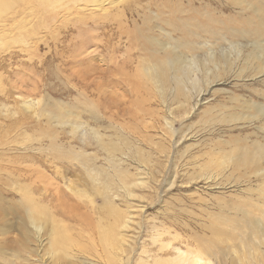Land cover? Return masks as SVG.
<instances>
[{
  "label": "rangeland",
  "instance_id": "1",
  "mask_svg": "<svg viewBox=\"0 0 264 264\" xmlns=\"http://www.w3.org/2000/svg\"><path fill=\"white\" fill-rule=\"evenodd\" d=\"M6 1L0 264H68L55 263L48 220L32 226L36 207L84 245L69 249L76 264H126L119 250L120 261L109 262L99 241V226L113 222L107 198L133 216L120 230L132 244L128 264H174L214 216L245 209L264 224V0ZM43 101L121 148L124 136L132 154L117 153L114 169L90 129L82 137L55 125ZM49 135L62 149L84 148L116 179L113 189L95 188L76 159L50 148ZM243 155L249 164L225 159ZM121 171L137 183L133 199L117 185Z\"/></svg>",
  "mask_w": 264,
  "mask_h": 264
},
{
  "label": "bare ground",
  "instance_id": "2",
  "mask_svg": "<svg viewBox=\"0 0 264 264\" xmlns=\"http://www.w3.org/2000/svg\"><path fill=\"white\" fill-rule=\"evenodd\" d=\"M12 1L14 2L23 1L22 3H26L24 0H12ZM92 1H94L93 3H95V4L92 3V6L95 5V6L101 7L105 0H92ZM112 1L118 2V3L124 2V4H126L128 0H112ZM5 3H7L6 0H0V6L5 5ZM1 19H0V22H1ZM159 72H158L159 75L164 74V72L161 70H159ZM159 75L153 74L152 77L150 76L153 79L154 83H156V85L159 84L158 83L160 80ZM176 83H177V86H179L177 80H176ZM177 94L179 95L178 92ZM182 95H184V93H182ZM183 97H187V96L184 95ZM161 98L163 99V97ZM64 110L65 109H63L61 106H58V105L54 106V104L51 101L49 102L45 101L44 107L41 109L43 113L48 112V114H46L47 119L51 120L55 125L56 124L58 126L60 125V127L68 126L69 129L73 133L77 135L80 134V136L82 137H86V136L89 137V135L85 133L87 129H90L89 123L84 122L82 120H78L77 119L78 115L76 114L72 115V113H70L69 110L68 111L66 110L64 111ZM89 111L91 112L93 117H96L94 110H89ZM166 123H167V127L170 128L172 125L171 122L167 121ZM90 133L92 134L91 137L93 136L96 138L97 140L96 144H98L99 147L102 150H104V152L106 153V155L104 156H107L110 163L114 166V167L112 166L114 169L115 167L118 166L119 161H120L119 158H116L115 160V156L117 153L121 154L123 152L125 153L126 151L128 155L132 154L131 145L128 144L127 139L124 136H121V139H123L121 143H125V145L123 148H121L120 147L121 144L118 145V143L105 141L104 134L100 132L99 128H91ZM48 137L50 139V144H49L50 148L56 151V153L59 156L71 155L73 159H76L81 164V166L84 168L88 179L91 181V183L94 185L95 188H98L96 187V184H99V185L101 184L103 189L107 190V192L108 190L111 191L113 189L111 188L112 184L116 182V181L114 182L113 180H116V179L112 176V174L105 171L102 167L101 168L98 167L95 164V160L93 161L94 157L86 153L84 148H81L78 151H74L73 149H62V147L59 146L56 142H53V139L55 137L54 135L52 136L49 135ZM0 144H1V141H0ZM225 159H228V162H233V163L235 162L236 165L249 164L245 162V159H246L245 155L241 157H237V158L235 157L236 160H234L233 156L232 157L228 156ZM122 173L123 171H121V173L117 175V177H119L118 179L119 183L118 184L116 183V184L118 185V187L121 188L123 195H126L130 199H133L134 197H136V193H134L133 187H135L137 183H134L135 180L133 181L132 177L129 174H126V173L122 174ZM114 193H116V191H114ZM104 205L106 207V211L109 213V216H112L113 222H111L107 227L102 226V225L99 226L98 231H99V241L101 243V246L107 250V252L105 251L107 254L109 253L108 255L106 254V256H108L107 259L109 262L114 263L116 261H120V259H118L119 257L118 254H116L117 252H112L113 250L114 251L119 250L118 252L121 251V254L119 253V255H122L123 253L122 259L126 262V264H128L129 263V253H130V250L132 249V244L130 243L129 239H127L126 235L124 233L123 234L121 233L122 231L121 228L122 229L127 228V227L129 228L132 223L133 216L130 214L129 211L122 212L118 210L113 205L112 201L109 198L106 199V204ZM70 209L74 210L71 207ZM72 210H70L69 212H71ZM238 211L236 210V212ZM254 211L257 212L258 210H254ZM248 212H249L248 210L241 209L240 210V214L242 213L241 216H237L236 218H231L233 216L229 218L227 217L228 215L227 216H222V215L214 216V218L211 217L213 218V220L210 218L212 221L208 225L209 234L205 237H199V236L195 237L194 242L196 241V244L194 246L193 251H190L188 253L183 252L180 255H178L174 264H264V250L262 249V247L264 246V224L262 223V217L259 216V218H261L260 220L258 218H255L256 216L253 217ZM45 213L46 212L42 208L36 207L35 212L34 213L31 212L29 216V220L31 221L32 226L35 229L39 228V224H41V221H44L45 223L48 220L47 222L48 223V243L50 244L49 249L50 248L53 249L52 250L53 255L51 253L50 254L54 256L55 263L68 262V264H76V262L73 261V258H72L73 256H69V253H70L69 249H73V246L81 247V245L83 244L80 243L77 239H75V237L72 236L73 234L71 235L72 233L70 232L71 229H69L67 224L61 222L60 220H57L54 216L50 217L49 213H48V219H47ZM4 227H9V225H5ZM19 228H22L24 230V234L26 235V238L28 239L30 237L28 235L29 230L27 231L25 229V225L22 224ZM21 230H19V232H21ZM3 231H7V230H3ZM27 251H28V248H27ZM111 252L114 255H112Z\"/></svg>",
  "mask_w": 264,
  "mask_h": 264
}]
</instances>
